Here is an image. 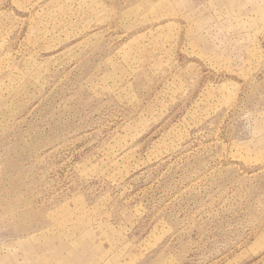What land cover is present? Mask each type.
Masks as SVG:
<instances>
[{"label":"rangeland","instance_id":"rangeland-1","mask_svg":"<svg viewBox=\"0 0 264 264\" xmlns=\"http://www.w3.org/2000/svg\"><path fill=\"white\" fill-rule=\"evenodd\" d=\"M0 264H264V0H0Z\"/></svg>","mask_w":264,"mask_h":264}]
</instances>
